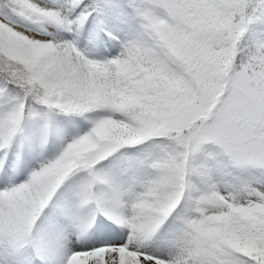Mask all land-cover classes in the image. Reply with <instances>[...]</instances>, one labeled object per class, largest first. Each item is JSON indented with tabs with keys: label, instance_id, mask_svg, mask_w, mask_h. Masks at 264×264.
I'll return each mask as SVG.
<instances>
[{
	"label": "snow or ice",
	"instance_id": "snow-or-ice-1",
	"mask_svg": "<svg viewBox=\"0 0 264 264\" xmlns=\"http://www.w3.org/2000/svg\"><path fill=\"white\" fill-rule=\"evenodd\" d=\"M0 264H264V0H0Z\"/></svg>",
	"mask_w": 264,
	"mask_h": 264
}]
</instances>
